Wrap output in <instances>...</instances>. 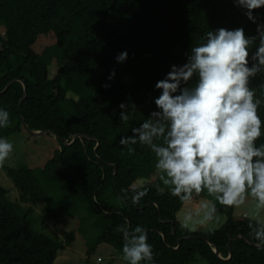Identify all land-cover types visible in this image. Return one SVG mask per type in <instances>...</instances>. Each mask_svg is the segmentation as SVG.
I'll list each match as a JSON object with an SVG mask.
<instances>
[{"label": "trees", "instance_id": "obj_1", "mask_svg": "<svg viewBox=\"0 0 264 264\" xmlns=\"http://www.w3.org/2000/svg\"><path fill=\"white\" fill-rule=\"evenodd\" d=\"M0 42V146L24 121L51 131L45 180L70 186L98 243L125 264H264V225L235 206L264 197V0H0ZM5 171L20 197L0 186V264H56L75 233L37 232L42 181ZM190 199L225 225L185 227Z\"/></svg>", "mask_w": 264, "mask_h": 264}, {"label": "rangeland", "instance_id": "obj_2", "mask_svg": "<svg viewBox=\"0 0 264 264\" xmlns=\"http://www.w3.org/2000/svg\"><path fill=\"white\" fill-rule=\"evenodd\" d=\"M29 135L14 134L5 145L0 146V186L7 190L10 201L17 202L20 191L7 175L5 168L27 166L38 174L45 197L36 204H29L34 209L33 228L59 240L64 239L67 233H75L72 245L59 252L56 264H125L122 253L112 245L98 243L103 233L102 226H97L96 219L87 212L82 202L73 199L70 186L48 185L43 175V166L48 159L49 140L44 136L35 138ZM142 181L136 182L134 187L143 186ZM243 191L254 197L242 201V193L239 195L235 203L237 215L247 210L250 218L257 219L264 225L263 195ZM212 193L217 194V189L211 186ZM213 209V199H190L178 213V220L193 231L215 232L225 225L227 217L223 214L214 216ZM193 264L207 262L198 258Z\"/></svg>", "mask_w": 264, "mask_h": 264}, {"label": "water", "instance_id": "obj_3", "mask_svg": "<svg viewBox=\"0 0 264 264\" xmlns=\"http://www.w3.org/2000/svg\"><path fill=\"white\" fill-rule=\"evenodd\" d=\"M2 50H3V44L0 42V53L2 52ZM11 84H12V82H10V83L7 85V87L4 89L3 92H6L7 89L11 86ZM24 88H25V95H24V97H23L21 103H22L23 100L27 97V85H26L25 83H24ZM3 92H2V93H3ZM21 103H20V105H21ZM24 126H25V129L27 130V132H28L31 136H33V137H43V136H46L47 134H51V131H49V130H45V131L32 130V129L29 128L28 124H27L25 121H24ZM79 138H82V136H81V135H75L71 143H68L67 140H65V139H61V141H62L64 144H72V143H74V142H75L77 139H79ZM188 238H192V237H185V238L181 239L180 242H181L182 240H185V239H188ZM238 238H243V237H242L241 235H239V236H236V237H234L233 239L230 240V242H229V253H230V255H229V257H228L227 259H231L232 254H233V251H232V249H231L232 241H233L234 239H238ZM204 239H205L206 241H208L209 244L213 245L208 239H206V238H204ZM214 250H215V252H216L217 254H219V251H218V248H217V247H215ZM220 257H221V256H220Z\"/></svg>", "mask_w": 264, "mask_h": 264}, {"label": "crops", "instance_id": "obj_4", "mask_svg": "<svg viewBox=\"0 0 264 264\" xmlns=\"http://www.w3.org/2000/svg\"><path fill=\"white\" fill-rule=\"evenodd\" d=\"M241 193H242V196L243 197H241V199L240 200H242V201H247V200H250V199H252L254 196H249V195H246V192L245 191H241V192H239L238 193V195H237V197H236V199H235V203H236V201L239 199V195H241ZM236 206V205H235ZM236 216L237 217H248V218H250L249 216H248V212H247V210H245L243 213H238V215H237V211H236ZM253 219V218H252ZM257 220V219H256ZM258 221V220H257ZM259 222V221H258Z\"/></svg>", "mask_w": 264, "mask_h": 264}]
</instances>
